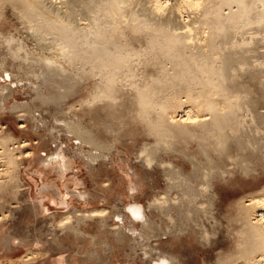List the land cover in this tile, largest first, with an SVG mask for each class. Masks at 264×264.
<instances>
[{"label": "bare ground", "instance_id": "6f19581e", "mask_svg": "<svg viewBox=\"0 0 264 264\" xmlns=\"http://www.w3.org/2000/svg\"><path fill=\"white\" fill-rule=\"evenodd\" d=\"M0 1L11 6L28 26L23 39L9 35L3 38L6 44L0 45V115L7 109L12 113L28 110V103L16 99L24 89L33 93L32 103L39 100L56 110L81 88L88 95L75 111L105 107L114 113L125 99L154 140L143 145L141 165L146 170H161L165 190L148 203L149 215L143 206L131 204L125 209L127 225L124 215L111 217L115 243L134 240L141 250L139 262L145 264H183L172 250L160 245L191 233L202 246H210L212 237L199 215L204 212L203 204L214 207L217 181L227 182L236 172L249 177L264 168V0ZM37 52L41 53L38 59ZM167 75H174L177 83L166 85ZM122 78H141V84L129 82L130 87L136 85L130 89ZM177 86L186 88L183 100L175 92L174 105L158 101L157 91H172ZM254 86L260 92L258 97L252 95ZM43 88L55 89L56 98L42 95ZM129 94L132 97L126 96ZM18 117V130H23L27 115ZM62 122L70 134L93 149L87 153L91 172L107 160L111 149L91 131H81L78 123ZM4 130H0V192L10 183L8 170L22 159L33 157L35 171L38 166L57 179L71 169L63 151L34 155L27 149L26 139L9 147L11 136ZM192 149L194 153L189 155ZM167 156L180 157L191 171L186 173L173 161H166ZM3 171L8 172L2 176ZM131 173L137 179L136 171ZM109 185V181L102 183L103 187ZM42 191L45 196L36 202L41 214L47 211L45 201L56 204L52 197H62L55 182L43 185ZM76 196L93 203L106 201L85 192ZM236 206L242 223L228 261L264 264V186L240 197ZM244 210H248L246 217L240 212ZM8 217V212L0 213V224ZM81 218L97 220L105 228L108 213L92 209ZM70 219L68 215L59 221L62 233L70 228L83 235ZM33 246L37 248V243ZM108 248L114 257L120 256L113 243ZM36 256L28 252L22 259L29 262ZM126 258L124 264H138L136 258Z\"/></svg>", "mask_w": 264, "mask_h": 264}, {"label": "rangeland", "instance_id": "374dc122", "mask_svg": "<svg viewBox=\"0 0 264 264\" xmlns=\"http://www.w3.org/2000/svg\"><path fill=\"white\" fill-rule=\"evenodd\" d=\"M0 13V45L6 44L3 38L9 35L19 40L23 39L22 36L25 35V29L28 27L25 21L16 15L11 6L3 4L2 1H0ZM45 37L51 39L49 36ZM28 45L32 47L33 44ZM1 55L0 52V58ZM40 55L41 53L37 52V59L41 57ZM167 68L173 67L168 65ZM155 77L157 76L151 78ZM166 78V85L177 83L174 75H167ZM121 80L130 89L141 84V78ZM129 82L135 83V87H130L131 84L128 86ZM185 89L182 86H177L172 91L163 89L157 91L156 97L158 101L173 104L175 101L172 100V95L176 92L177 97L183 100ZM256 91L257 89L253 90L252 95L255 94L253 97L260 95V92ZM130 92L131 90L128 91ZM31 93L30 90L24 89L16 96L18 103H28V110L12 113L7 109L0 115V130L5 127L4 132L11 136V140L7 141L11 144L9 147L13 144L17 145L21 139H26L30 144L27 149L34 155L38 154V151L47 155L63 151L72 165L64 177L58 179L55 174L44 172L45 170L38 166L35 171L36 167L32 165L31 160L33 157L22 159L15 169L8 170L10 183L8 188L0 192V213H9L6 221L0 224V264H59V262L60 264H124L127 256L136 258L138 264H145L139 262L142 256L140 257L141 250L137 243L132 239L129 241L126 239L123 245L115 243L111 230L114 225L111 217L114 214L124 215L125 225L128 222L125 217V209L128 205H141L149 215L148 203L154 197H160L165 190L161 170H146L141 165L139 153L143 145L152 144L154 140L147 135L142 124L135 118L134 107L122 99L123 105L114 113L105 107L97 111L85 108L75 111L74 109L79 108L88 95L86 90L81 88L80 93L66 100L60 110H56L54 106L43 105L39 100L32 103L34 95ZM41 94L45 96L52 94L55 98L57 96L55 89L50 88H43ZM126 96L130 98L132 94ZM20 114L27 115V127L23 130H18ZM62 121L78 123L81 131H91L99 141L105 143L111 149V153L107 154V160L96 164L91 172L87 165V153L92 152L93 149L80 142V138L70 134ZM35 142L37 144L34 145ZM193 153V149L188 151L189 155ZM164 159L173 161L186 173L191 171L190 164L178 156H167ZM132 169L136 171L137 179L132 177ZM8 171H3L2 176ZM103 181H109L110 185L103 187ZM54 182L57 183L62 197H52L56 200V204L45 201L47 211L41 214L33 206L45 196L42 191L43 185L47 186L49 183L51 185ZM262 186H264L263 167H259L257 174L249 177L236 172L227 182L217 181L215 189L218 199L214 207L203 204L204 212L199 215L212 237L211 245L202 246L191 233L180 240L164 241L160 248L172 250L183 264H231L228 255L236 248V240L239 238L237 233L242 223L239 221L236 202L240 197ZM129 187L134 188L135 191L129 192ZM82 192L105 197L106 201L97 203H93L92 200L84 201L76 196ZM92 209L107 211L105 228L100 227L97 220L81 218L84 212ZM240 212L246 217L248 210ZM68 215L71 218V225L73 227L77 225L83 235L74 234L70 228L66 229V233H62L59 221ZM17 239H21L23 244L18 245ZM35 243H37L36 249L33 246ZM111 243L114 244L115 253H120L119 257H114L108 248ZM28 252L37 253L36 258L29 262L23 261L22 257Z\"/></svg>", "mask_w": 264, "mask_h": 264}, {"label": "crops", "instance_id": "0c3cea01", "mask_svg": "<svg viewBox=\"0 0 264 264\" xmlns=\"http://www.w3.org/2000/svg\"><path fill=\"white\" fill-rule=\"evenodd\" d=\"M34 205H35V208H36V203H35ZM20 240H21V239H17L16 243H17V242H21ZM13 242H14V241H13ZM14 243H15V242H14ZM14 243H13V244H14ZM17 244L19 245V243H17ZM35 249H36V248H35ZM60 263H61V262H59V264H60ZM62 263H63V262H62Z\"/></svg>", "mask_w": 264, "mask_h": 264}]
</instances>
